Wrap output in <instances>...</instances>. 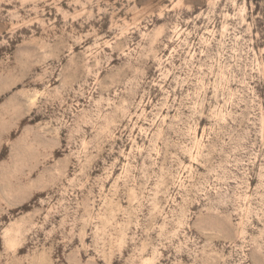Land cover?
I'll return each mask as SVG.
<instances>
[{
	"label": "rangeland",
	"instance_id": "374dc122",
	"mask_svg": "<svg viewBox=\"0 0 264 264\" xmlns=\"http://www.w3.org/2000/svg\"><path fill=\"white\" fill-rule=\"evenodd\" d=\"M0 264H264V0H0Z\"/></svg>",
	"mask_w": 264,
	"mask_h": 264
}]
</instances>
